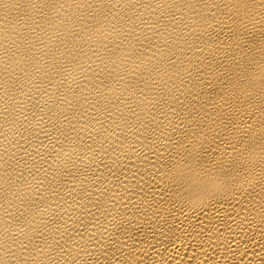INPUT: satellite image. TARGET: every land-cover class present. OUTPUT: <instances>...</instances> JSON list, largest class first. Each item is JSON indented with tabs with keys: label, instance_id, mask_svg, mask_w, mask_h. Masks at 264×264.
I'll return each instance as SVG.
<instances>
[{
	"label": "bare ground",
	"instance_id": "6f19581e",
	"mask_svg": "<svg viewBox=\"0 0 264 264\" xmlns=\"http://www.w3.org/2000/svg\"><path fill=\"white\" fill-rule=\"evenodd\" d=\"M0 264H264V0H0Z\"/></svg>",
	"mask_w": 264,
	"mask_h": 264
}]
</instances>
